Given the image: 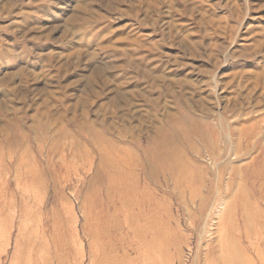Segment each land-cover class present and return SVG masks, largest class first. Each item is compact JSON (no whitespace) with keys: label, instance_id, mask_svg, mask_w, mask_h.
I'll return each mask as SVG.
<instances>
[{"label":"rangeland","instance_id":"obj_1","mask_svg":"<svg viewBox=\"0 0 264 264\" xmlns=\"http://www.w3.org/2000/svg\"><path fill=\"white\" fill-rule=\"evenodd\" d=\"M225 243L264 264V0H0V264Z\"/></svg>","mask_w":264,"mask_h":264},{"label":"bare ground","instance_id":"obj_2","mask_svg":"<svg viewBox=\"0 0 264 264\" xmlns=\"http://www.w3.org/2000/svg\"><path fill=\"white\" fill-rule=\"evenodd\" d=\"M163 155L165 156V158H163V160H166L165 161L166 164L174 165L176 163V159L175 158H177V156H174V155H171V154L170 155L163 154ZM110 165H111V163H110V161L108 160V157H107L101 163V167L100 168L103 169L104 167H106V166L108 167ZM178 172H180V173L182 172L183 173L184 171L183 170H181V171L178 170ZM96 175H98V174H96ZM122 188L124 189V187H122ZM148 219L149 218H143V220H144L143 223L148 224L147 223ZM149 221H152V220L149 219ZM152 237H153V234L151 235V238ZM230 241H231V238H230ZM227 242H228V240H227ZM224 245H225L224 246L225 248L221 252L220 263L221 264H240V260H239V256L240 255L238 254L240 252H239V249H238L237 245H235L234 243H225Z\"/></svg>","mask_w":264,"mask_h":264}]
</instances>
